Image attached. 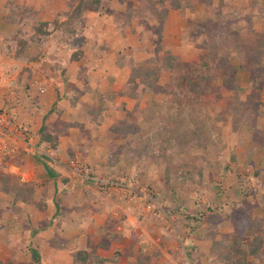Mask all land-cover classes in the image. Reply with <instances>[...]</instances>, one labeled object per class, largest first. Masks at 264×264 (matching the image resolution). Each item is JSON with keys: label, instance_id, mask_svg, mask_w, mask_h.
Returning a JSON list of instances; mask_svg holds the SVG:
<instances>
[{"label": "rangeland", "instance_id": "374dc122", "mask_svg": "<svg viewBox=\"0 0 264 264\" xmlns=\"http://www.w3.org/2000/svg\"><path fill=\"white\" fill-rule=\"evenodd\" d=\"M0 94L29 144L19 141L0 166V258L31 264L32 249L42 263L49 251L35 235L59 240L83 219L119 240L112 264H127L117 251L128 245L129 264H184L185 253L222 264L216 242L249 224L259 242L247 259L264 264V12L250 0H0ZM56 142L67 144L51 148ZM102 159L96 176L130 185L132 199L69 170ZM5 178L18 189L4 194ZM136 191L155 199L158 215ZM207 205L220 209L199 227L214 233L203 254L186 243L182 211Z\"/></svg>", "mask_w": 264, "mask_h": 264}, {"label": "trees", "instance_id": "16d2710c", "mask_svg": "<svg viewBox=\"0 0 264 264\" xmlns=\"http://www.w3.org/2000/svg\"><path fill=\"white\" fill-rule=\"evenodd\" d=\"M256 2H259V0H250L251 7H253L254 9L257 7V12H259V13L264 12V7L263 8L258 7L255 4ZM88 5L85 4V6H82L81 9L78 8L76 11H74V13L78 14L80 11L86 9V7H88ZM70 20L71 21H67L68 24H72L73 21H74V19L72 17L70 18ZM43 25L44 24H42L41 26H38V33L41 32L42 35L45 32L44 31L45 26H43ZM71 31L73 32L72 29H71ZM241 68H242V65H240L239 68L236 67V69H240V70H241ZM236 69H234V71L237 72ZM236 72H234V73H236ZM140 74L142 75V73H140ZM144 76L146 77L147 75L143 74L142 77L144 78ZM128 79L131 82L135 83L134 82V77H133L131 71L128 72ZM127 86H128V84H127ZM136 87L137 86L134 84V86L132 88H136ZM218 121H220V119H218ZM233 125H235V124H233ZM118 128H119L118 126L114 127L113 130L111 131L112 134L115 133V132H118L117 131ZM40 134H41L40 137H41L42 141H45V142H50L51 141V137H50V135L46 134L44 126H41ZM54 144H53L54 146L52 145L51 148L56 149L58 142H56ZM8 160L9 159H6L5 161H8ZM42 166H43V169L45 170V172L47 173V175H49L52 178L56 177V173L47 164L42 163ZM3 169L4 168H1V171ZM79 177H81V176H79ZM83 178L85 179V181L87 183H89V185L92 184L94 186H98L100 189H104V187H106V186L102 187L100 184L94 182V180H93L94 174L92 172L90 174H88V176H84ZM3 182H4V187H5V189L3 190L4 194L10 193V189H12V188H14L12 191L18 189V188H16V186H12L11 187V185L9 183V180L7 178H5ZM21 192H24V190L22 188H21ZM169 198H171V196ZM182 205H183V202L181 203V206ZM181 206L177 207V210H180ZM186 207L187 206H185V208L183 209L184 211H182L183 215H185L184 216L185 223H183V224L188 228V233H189L188 234L189 242L186 241V243H187V245H191V247L193 249H196V247H197L199 249L198 252H200V251L202 252V250L200 248V247H202L201 244L203 243V241H204V243L209 242L210 237L214 233H209V231H210V229H209L206 232L207 234L206 233L205 234H200L198 232L199 227L201 225H205V226L208 225L210 218L211 219H213V218L215 219L216 216H214V215H215L216 212H218L217 210L220 209V208H218L217 205H215V207L207 205L205 207L203 206L204 208L199 206V209H192V210L189 211L188 208H186ZM231 229H233V232L229 234L231 237L227 238L225 235H222L221 239L218 242H216V244H215V250H218V254L217 255H219V257H220L219 261L222 264H255L253 262V260L249 261L247 259V256L250 255V254H252L254 256L256 255V251H257L256 249H254L253 251L248 250V249L254 244L255 240H256V242H259V238H256V237L252 236V234H251V232L253 230V225L249 224V225H247V228L234 226V227H231ZM229 231H230V229H229ZM194 242L200 243L198 245H201V246H199V247L197 245L196 246H192V245H194ZM243 242H245V243L248 242V244H250V245L246 246V249L248 250L247 252H245L243 250L245 248L244 245H243ZM51 243H53V245L57 249H61V248L64 249V248H66V246L68 247V244L61 243V242L58 243V240H55V239L52 240ZM28 249L29 248L25 249V254L28 253ZM224 250H225V253H224ZM30 251H31L30 252L31 253V261H30V263L31 264H39V263H41V261H40L41 256L38 253V251L37 250H32V249ZM91 251H94L93 247L91 248ZM71 253H73V252H71ZM126 253L129 255V257L131 255H133V253L129 254L130 253L129 251H126ZM203 254H206V253H203ZM183 256H184V258H183L182 262H184V264H199V257L201 256V254H199V253H185ZM116 257L118 258L119 256L116 254ZM138 257H140V256L137 255L136 259ZM147 257L149 258V260L151 259L150 256H147ZM73 259H74V262L72 264H100L99 263L100 259H98V258H96L94 256L88 257L86 255L85 250L76 251L73 254ZM138 259L139 260H144L143 258L142 259L138 258ZM0 264H20V263H18L16 258L12 254H10V255H4L3 258H0Z\"/></svg>", "mask_w": 264, "mask_h": 264}, {"label": "crops", "instance_id": "0c3cea01", "mask_svg": "<svg viewBox=\"0 0 264 264\" xmlns=\"http://www.w3.org/2000/svg\"><path fill=\"white\" fill-rule=\"evenodd\" d=\"M97 77V76H96ZM103 78V76H101V79ZM96 81V80H95ZM45 91V90H44ZM43 91V92H44ZM48 95V94H46ZM45 95V96H46ZM62 142H59V148L60 150L61 149H64V144L66 145L67 142H64L63 143V146L61 145ZM103 165V166H102ZM98 168L100 169H104L106 168V160L105 159H102V161L100 163H93V169L91 170V172L94 174V182L98 183L99 184V176H96V171L95 170H98ZM95 171V173H94ZM49 176V175H48ZM50 177V176H49ZM51 178V177H50ZM80 178V177H79ZM81 179H83V181L86 183V184H89L85 181V179L83 177H81ZM92 185V184H90ZM97 188H99L98 186H96ZM100 193H97V195L95 196V198L93 196H86L88 198H86L85 200L89 202V204H93V201L94 199L96 201L99 202L100 200V196H99ZM91 197H93V200L90 201ZM96 204V202H95ZM94 205V204H93ZM60 206V205H59ZM95 206V205H94ZM97 206V204H96ZM61 207V206H60ZM114 207H115V204L113 207H111L108 211V213L106 214L104 212V215L105 217L109 216L110 217V214L112 215H115L113 212H114ZM118 205L116 204V208L118 209ZM127 209L128 207L127 206H124V210L127 212ZM99 210V209H98ZM102 210V209H101ZM99 212V211H98ZM101 212V211H100ZM99 212V213H100ZM127 215H128V212H127ZM114 217V216H112ZM130 217V215H129ZM68 220H66L65 222L66 223H69L70 220L67 222ZM84 221V222H83ZM78 223H75L74 224V227H70L71 225H65V228H61L58 232V235L57 236H54V237H58L59 240H58V243L59 241L61 243H65V244H68V247L66 246V248L64 249H57L53 243H51V241L53 240V237L52 235L48 236V233L47 231H44V232H40L38 233L37 235H35V241L36 243L39 242V239L42 240L41 237H43L44 239L42 240L44 243H46L44 246L46 249H48L49 251V256L46 258L43 256V259H42V264H72L74 262V259H73V254L76 252V251H79V250H85L86 252V255L88 257H91V256H94L98 259H100V264H112L109 258V250L110 249H113L115 246V244L119 241L117 239H112L111 238V241H110V238H108V236H105L103 234V231H106L107 232V229L106 228H102V229H99L97 226V228H95L94 226V229H89V225H85V223L87 221L83 220V219H80V221L78 220L77 221ZM79 224V225H78ZM86 226V227H85ZM73 229V230H72ZM63 230V232H62ZM47 233V235H46ZM77 234V235H76ZM85 234V235H84ZM76 235V236H75ZM103 235V236H102ZM105 237V239L103 238ZM132 237V238H131ZM136 237V238H135ZM131 239H136L138 240V242H140L139 238L137 237V235H133V236H130ZM98 239V241H97ZM129 239V238H128ZM121 240V239H120ZM128 241V240H127ZM136 242V246L137 243ZM127 245V243H126ZM105 246V247H104ZM130 245H128L126 247V249L123 248V251H117L120 253V258L118 262H126L127 264H129V260H130V257H127L129 256L128 254H126L125 252L126 251H129L130 252ZM93 247L94 251H91V248ZM129 247V248H128ZM138 247H141V245H139ZM44 248V249H45ZM103 248H106V250H104ZM73 252V253H71ZM133 252V250H132ZM116 254V253H115ZM134 254V253H133ZM136 255V254H135ZM113 262L115 264H117V260H113ZM165 263H168V262H165Z\"/></svg>", "mask_w": 264, "mask_h": 264}, {"label": "built area", "instance_id": "2783aa9c", "mask_svg": "<svg viewBox=\"0 0 264 264\" xmlns=\"http://www.w3.org/2000/svg\"><path fill=\"white\" fill-rule=\"evenodd\" d=\"M12 86V84H11ZM41 93L44 91L43 89L40 90ZM10 95L13 94V91H9ZM8 104V103H7ZM12 111L10 112V109L8 106L5 105V97H2L0 94V166L2 163L5 162L6 159H9L12 157V155H15L18 153V142L22 141V144L28 146L29 144L25 140V136L23 133H20V126H18L14 122V117H12ZM69 170L72 174L76 176H88V174L91 173V170L87 168L85 165L81 164L80 162H73ZM99 184L105 188H121L123 190L122 194L124 196H120L118 199L123 200L125 197L131 196V199L134 197V195H126L125 192L127 189L132 190L130 185H124L120 184L118 182H110L100 179ZM128 193V192H127ZM136 193L141 197L139 200H141L142 203V209L147 212H152L155 215H158L159 213V206L155 202V200L147 193L140 191H136ZM131 200L130 198H128Z\"/></svg>", "mask_w": 264, "mask_h": 264}, {"label": "clouds", "instance_id": "9594fccd", "mask_svg": "<svg viewBox=\"0 0 264 264\" xmlns=\"http://www.w3.org/2000/svg\"><path fill=\"white\" fill-rule=\"evenodd\" d=\"M154 199V198H153ZM155 200V199H154ZM156 202V201H155Z\"/></svg>", "mask_w": 264, "mask_h": 264}]
</instances>
